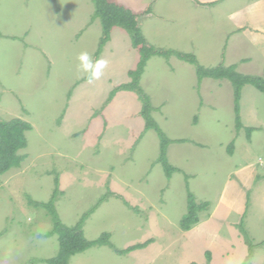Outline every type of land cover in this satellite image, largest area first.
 Instances as JSON below:
<instances>
[{"label":"rangeland","instance_id":"obj_1","mask_svg":"<svg viewBox=\"0 0 264 264\" xmlns=\"http://www.w3.org/2000/svg\"><path fill=\"white\" fill-rule=\"evenodd\" d=\"M129 1L149 15L138 18L149 45L193 54L206 68L235 65L241 74L264 75L258 48L247 42L238 49L231 2L217 12L190 0ZM102 36L92 0H0V120L33 127L21 166L0 175V264H48L57 256L53 217L29 200H52L58 178L55 207L64 225L100 204L84 224L88 240L108 234L116 250L150 242L125 254L97 245L69 264H243V232L254 245L249 264H264V94L242 88L238 129L230 81H200L187 62L150 58L140 86L172 140L166 157L179 171L168 176L138 94L119 92L109 102L141 55L116 27L98 57ZM82 52L108 62L99 80L89 83L80 71ZM190 194L210 206L184 232Z\"/></svg>","mask_w":264,"mask_h":264},{"label":"trees","instance_id":"obj_2","mask_svg":"<svg viewBox=\"0 0 264 264\" xmlns=\"http://www.w3.org/2000/svg\"><path fill=\"white\" fill-rule=\"evenodd\" d=\"M95 6V17L101 21L103 36L100 42V48L97 53L99 57L103 51L105 45L111 40L112 30L116 27L126 30L131 38L133 47L138 50L141 55V59L138 62L135 70L129 71L130 82L119 85L110 94L109 102L119 92H135L138 94L142 102L141 116L145 121V127L147 130H154L157 132L161 140V154L159 161L165 168L168 176H171L174 172L179 170L171 166L167 160L166 153L168 146L172 143V140L168 139L165 133L161 130L158 123L154 120L152 112L154 107L151 104L150 97L145 93L140 86L141 77L144 73L147 62L154 56L163 57L169 59L176 57L181 61L187 62L196 68L199 80L204 78H211L215 80H228L232 83L234 88V100L235 111L237 113L238 129L242 128L240 118V99L242 88L245 85L254 86L257 90L264 94V75L263 76H249L237 72L235 65L224 66L220 65L215 68H206L200 65L195 55L190 53H184L173 49H160L155 48L148 44L141 28L139 27V15L132 12L125 6L116 3L114 0H92ZM88 79V78H87ZM33 129L32 125L21 119H12L9 121L0 120V175L5 174L11 168H19L26 156L20 154V151L27 146L26 132ZM252 129H249V132ZM180 142V141H179ZM233 145H231L230 149ZM232 149L230 150V154ZM61 194L59 190V178L56 179V189L52 200L47 203H38L36 201L29 200V203L37 207H42L48 210L54 220V233L58 234L59 239V252L56 257L48 260H43L48 264H69L70 257L78 253L84 252L97 245H105L116 250L110 242V236L108 234L102 235L99 239L90 241L83 232V227L89 216L100 205L97 204L92 210L83 215L80 221L72 226L68 227L60 220L55 203L57 197ZM208 203H197L192 194L189 195L188 211L181 221V229L184 232H189L193 227L200 223V214L209 210ZM246 243L249 245V254L243 264H249L253 256L254 245L251 240L248 239L246 232ZM150 242L132 246L126 250H116L119 254H125L137 249H142ZM209 259L211 254L207 253Z\"/></svg>","mask_w":264,"mask_h":264},{"label":"crops","instance_id":"obj_3","mask_svg":"<svg viewBox=\"0 0 264 264\" xmlns=\"http://www.w3.org/2000/svg\"><path fill=\"white\" fill-rule=\"evenodd\" d=\"M114 1L138 14L139 19L141 21L143 20V22L146 20L147 16H149L146 15L145 11L139 12L138 6H134L129 3V0ZM226 2H231L233 4V8L230 10L229 14V20L236 26L237 33L241 35L238 43V49L244 48V45L248 42V44H253L256 48H258L264 56V0H190V4H194L197 8H200L199 10H216L217 12L218 10L220 11V4H225ZM147 8L148 4L146 3L144 7H141V11L147 10ZM140 20L139 22H141ZM246 60L251 61V58L238 59L240 63ZM247 168L249 167L244 168L242 171H245ZM235 204H237V202H233V205Z\"/></svg>","mask_w":264,"mask_h":264},{"label":"clouds","instance_id":"obj_4","mask_svg":"<svg viewBox=\"0 0 264 264\" xmlns=\"http://www.w3.org/2000/svg\"><path fill=\"white\" fill-rule=\"evenodd\" d=\"M79 69L83 73L88 74V82L92 83L95 80H99L104 69L107 67V61L103 59L93 61L92 57L87 52H82L79 57Z\"/></svg>","mask_w":264,"mask_h":264}]
</instances>
